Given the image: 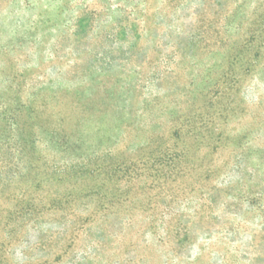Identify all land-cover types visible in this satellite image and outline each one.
Returning a JSON list of instances; mask_svg holds the SVG:
<instances>
[{
	"label": "rangeland",
	"instance_id": "374dc122",
	"mask_svg": "<svg viewBox=\"0 0 264 264\" xmlns=\"http://www.w3.org/2000/svg\"><path fill=\"white\" fill-rule=\"evenodd\" d=\"M263 32L264 0H0L4 134L16 115L33 133L34 102L39 133L69 118L81 149L46 151L68 168L92 151L138 150L173 126L216 124L233 137L215 155L200 152L205 167L183 181L187 192L158 197L149 181L73 243L74 216L46 214L12 245L9 264H264ZM245 42L251 73L238 84L226 73L247 66L231 64ZM226 108L236 109L230 119H216ZM210 165L216 174L204 181ZM185 230L176 253L170 233Z\"/></svg>",
	"mask_w": 264,
	"mask_h": 264
},
{
	"label": "trees",
	"instance_id": "16d2710c",
	"mask_svg": "<svg viewBox=\"0 0 264 264\" xmlns=\"http://www.w3.org/2000/svg\"><path fill=\"white\" fill-rule=\"evenodd\" d=\"M262 43L257 48L262 47ZM251 45L253 42L243 43L242 51L231 62L247 66L242 67L241 72L233 74L231 69L226 73L235 83L241 84L251 73L248 65L252 59L245 55ZM32 107L30 112L34 123L31 128L34 131L31 135L25 132L19 115L9 119L11 134L0 131V264H9L12 245L23 244L32 229L45 224L46 214L61 212L64 220L74 216L73 243L79 233L82 236L88 234L93 224L109 221L115 213V206L129 202V193L133 192L132 201L139 194H145L149 181L153 189L161 191L158 197H175L172 193L187 192L183 181L196 174L206 161L200 152L205 148L211 150L210 155H215L233 139L224 132L216 135V124L211 131L193 124L173 126L162 135H153L138 150L103 154L92 151L90 155L77 157L68 168L60 165L58 158L46 154V151L55 147L62 153L75 152L81 149V137L72 129L69 118L59 119L57 129L39 133L40 112L35 102ZM231 110H219L215 114L216 119L229 120L236 109ZM50 121L53 122L52 119ZM215 172L213 165L208 166L204 170V181L215 176ZM122 182L127 185L134 183V186L121 194L111 191L112 183L116 186ZM94 201L96 207L93 213H77L76 208L89 207ZM190 235L187 230L183 231V235L180 231L170 233L169 242L176 246V253L190 239ZM181 236L185 237L183 241Z\"/></svg>",
	"mask_w": 264,
	"mask_h": 264
}]
</instances>
